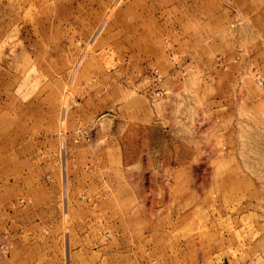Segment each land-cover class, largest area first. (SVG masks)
Listing matches in <instances>:
<instances>
[{"label":"rangeland","instance_id":"1","mask_svg":"<svg viewBox=\"0 0 264 264\" xmlns=\"http://www.w3.org/2000/svg\"><path fill=\"white\" fill-rule=\"evenodd\" d=\"M0 264H264V0H0Z\"/></svg>","mask_w":264,"mask_h":264}]
</instances>
